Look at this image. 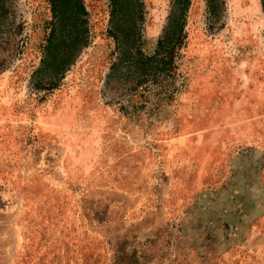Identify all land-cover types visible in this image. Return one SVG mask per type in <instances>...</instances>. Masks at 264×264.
<instances>
[{"label": "rangeland", "instance_id": "obj_1", "mask_svg": "<svg viewBox=\"0 0 264 264\" xmlns=\"http://www.w3.org/2000/svg\"><path fill=\"white\" fill-rule=\"evenodd\" d=\"M175 88L106 86L109 0L36 91L49 0L0 5V264H264V0H189ZM152 55L170 0H141Z\"/></svg>", "mask_w": 264, "mask_h": 264}, {"label": "trees", "instance_id": "obj_2", "mask_svg": "<svg viewBox=\"0 0 264 264\" xmlns=\"http://www.w3.org/2000/svg\"><path fill=\"white\" fill-rule=\"evenodd\" d=\"M53 21L39 67L31 75V87L49 91L58 87L88 43L87 11L82 0H49ZM165 25L152 55L143 50L144 9L141 0H109L108 36L115 45V59L106 76V86L135 93L142 85L160 101L175 88V55L185 36L189 0H170ZM207 10L217 15L223 0H205ZM1 17V16H0Z\"/></svg>", "mask_w": 264, "mask_h": 264}, {"label": "flooded vegetation", "instance_id": "obj_3", "mask_svg": "<svg viewBox=\"0 0 264 264\" xmlns=\"http://www.w3.org/2000/svg\"><path fill=\"white\" fill-rule=\"evenodd\" d=\"M1 3H2V0H0V5H1Z\"/></svg>", "mask_w": 264, "mask_h": 264}]
</instances>
